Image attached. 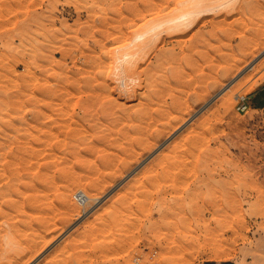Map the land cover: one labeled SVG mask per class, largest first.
Instances as JSON below:
<instances>
[{"label": "rangeland", "instance_id": "rangeland-1", "mask_svg": "<svg viewBox=\"0 0 264 264\" xmlns=\"http://www.w3.org/2000/svg\"><path fill=\"white\" fill-rule=\"evenodd\" d=\"M79 1L0 0V264H264V0Z\"/></svg>", "mask_w": 264, "mask_h": 264}, {"label": "built area", "instance_id": "built-area-1", "mask_svg": "<svg viewBox=\"0 0 264 264\" xmlns=\"http://www.w3.org/2000/svg\"><path fill=\"white\" fill-rule=\"evenodd\" d=\"M250 107L249 101L247 99L246 96L244 95H239L238 96V102H237V109L241 110V111H245ZM76 198V200H78L79 202L85 203L86 201H84V197L82 196V194H77L76 196H74Z\"/></svg>", "mask_w": 264, "mask_h": 264}, {"label": "bare ground", "instance_id": "bare-ground-1", "mask_svg": "<svg viewBox=\"0 0 264 264\" xmlns=\"http://www.w3.org/2000/svg\"><path fill=\"white\" fill-rule=\"evenodd\" d=\"M78 1H79V0H78ZM80 2H81V1H79V4H80ZM46 32H47V31H46ZM42 33H43V32H42ZM47 33H49V31H48ZM47 33H46V35H47ZM48 35H49V34H48ZM8 37H9V36H8ZM48 38H49V37H48ZM46 39H47V37H46ZM14 46H15V45H14ZM13 49H14V48H13ZM19 49H20V48H19ZM31 49H32V48H31ZM28 50H29V49H28ZM66 85H67V84H66ZM227 87H228V85H227ZM62 90H63V89H62ZM228 98H229V97H228ZM226 103H227V102H226ZM79 193L82 194V196L84 197V201H88L87 196H86L82 191H81V192L78 191V192L76 193V195L79 194ZM76 195H75V196H76ZM86 214H88V212H86L85 215H86ZM214 254H215V253H214ZM216 255H217V257H218V254H216Z\"/></svg>", "mask_w": 264, "mask_h": 264}]
</instances>
